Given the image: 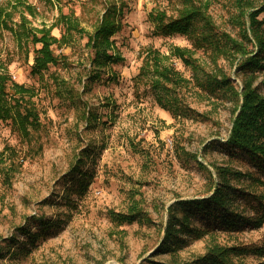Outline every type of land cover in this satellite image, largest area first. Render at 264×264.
<instances>
[{"label":"rangeland","instance_id":"rangeland-1","mask_svg":"<svg viewBox=\"0 0 264 264\" xmlns=\"http://www.w3.org/2000/svg\"><path fill=\"white\" fill-rule=\"evenodd\" d=\"M20 1L32 6L33 14L15 5L17 0H0V8L11 15L8 27L0 23V72L9 75V88L17 84L30 90L24 104L39 115L41 127L27 125L24 131L18 122L0 120V264H172L203 255L215 244L247 248L235 260L258 263L255 250L264 246V225L227 232L214 219L199 216L191 223L204 235L180 234L186 243L176 250L159 248L169 207L212 193L204 167L216 182L212 166L262 175L244 155L223 146L233 98L202 86L207 74L222 69L239 89L245 76L236 73L231 57L216 58L192 37L154 35L149 14L161 10L177 16L182 8L177 0H113L124 6L122 29L112 38L123 61L108 65L100 79L92 80L93 53L86 44L106 0ZM263 1L253 0L256 6ZM199 2L207 6L217 33L241 39L246 19L234 0ZM22 13L29 27H52L58 40L65 33L61 15L77 18L85 33H70L67 43L56 44L60 63L36 74L32 70L40 45L21 48L12 31ZM176 47L188 50L200 66L199 81L192 67L172 53ZM154 50L160 53L159 65L174 68L187 80L182 89L156 87L151 73L140 76L148 51ZM254 87L264 95V70L256 73ZM86 112L96 117L91 125ZM85 148L90 149L83 168L88 187L80 191V177L71 169ZM230 182L245 192L264 190L250 177ZM232 203L255 216L256 203L245 196H235ZM134 206L149 220L113 222L112 212L127 214Z\"/></svg>","mask_w":264,"mask_h":264},{"label":"trees","instance_id":"trees-1","mask_svg":"<svg viewBox=\"0 0 264 264\" xmlns=\"http://www.w3.org/2000/svg\"><path fill=\"white\" fill-rule=\"evenodd\" d=\"M177 1L182 4V8L175 17L169 16L161 10H154L149 14V20L154 27V35L179 34L192 37L196 45L211 48L216 58L225 54L231 57L236 73L245 76L242 86L236 89L231 77L222 69L207 74L202 80V86L211 92L219 91L233 98L235 104L232 124L229 136L223 146L228 151L244 155L262 175L254 177L251 173L235 171L228 167L212 166L219 179L216 182L212 177V172L200 164L211 176L212 193L203 199L180 200L169 207L163 241L159 246L160 251L164 253L176 250L183 242L186 243L185 238L180 234L189 237L192 235L201 237L205 234V230L192 226V220L199 216L214 219L218 227L227 232L240 231L247 225L254 228H261L264 225V190L260 192H245L243 190V192L234 188L230 182V179L242 180L250 177L253 185L256 183L264 187V95L254 87L256 73L264 70V19L260 18L261 15H264V1L256 6L253 0H234L240 10L239 16L246 19L242 25L241 39H235L226 33H217L215 22L208 13L207 6L201 4L199 0ZM15 5H22L25 11L33 14L32 6L23 4L20 0H17ZM103 5L104 11L97 19L93 33L88 36L86 44V47L93 53L92 80L100 79L101 71L108 65L123 61L112 38L122 29L120 16L123 14L124 6L113 0H106ZM6 17L11 18V15L5 9L0 8V23L4 27H8ZM59 21L65 29L60 40L52 35V27L44 26L41 29L29 27L30 22L23 13L18 26L12 30L21 48L26 47L29 43L34 46L40 45V48L35 51L33 73L39 74L49 66L60 63L62 57L55 53L54 46L56 44L67 43L73 33H85L75 17L61 15ZM172 53L183 63L192 67L199 81L198 73L201 68L193 63L194 60L190 52L176 47ZM148 54V61L142 67L140 76L145 77L151 73L152 83L156 87L167 84L175 91L179 88L182 89L187 84V80L174 68L159 65L161 56L158 51H148ZM9 82V75L3 71L0 72V120L10 119L13 122H18L24 131L27 125L34 130H39L41 127L39 115L33 108L24 104L30 90L17 84H13L9 88ZM21 108L25 110L23 113ZM85 116L88 125H91L92 120L96 118L89 112H86ZM89 150L85 148L78 154L71 169L74 177L77 175L80 177L77 186L80 191H85L88 187V182L85 180L88 172H84L83 168L86 166ZM235 196H245L250 202L256 203L254 217L243 214L233 206L232 199ZM111 215L113 222L118 225L149 220L148 216L136 206L132 207L127 214L112 212ZM40 221L44 226L51 227L42 219ZM19 230L27 231L25 228ZM248 252L247 248L241 246L227 247L215 244L203 255L190 261L172 264H246L243 261H236L235 258L244 256ZM255 252L261 258L256 264H264V246L256 248Z\"/></svg>","mask_w":264,"mask_h":264}]
</instances>
